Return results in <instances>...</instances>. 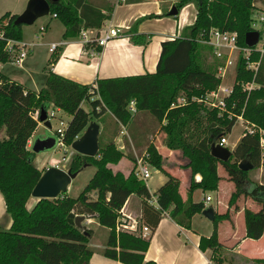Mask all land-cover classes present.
<instances>
[{
	"label": "trees",
	"instance_id": "obj_1",
	"mask_svg": "<svg viewBox=\"0 0 264 264\" xmlns=\"http://www.w3.org/2000/svg\"><path fill=\"white\" fill-rule=\"evenodd\" d=\"M191 1L196 6L193 23L184 26L179 36L161 41L154 72L100 77L93 83H81L48 68L44 85L37 92L0 72V193L11 219L8 229L0 226V264H88L93 254L92 230L85 225L77 227L74 222L77 215L96 219L100 226L108 229L102 250L105 257L124 264H157L145 260L144 256L151 234L165 213L178 225L190 228L192 216L206 208L203 201H192V192L216 189L217 163L234 186L227 204H233L239 195L259 204L255 211L243 209L244 237L258 239L261 236L264 231V183L251 182L247 172L237 168L243 158H248L252 168L259 166L258 133L243 130L224 162L218 161L209 151L212 143L230 131L236 116L264 133V52L254 73L245 68L243 59L238 57L232 90L225 98L230 117L226 112L219 113L214 107L192 100L216 87L219 79L215 72L222 62L201 38L206 36L210 26H214L236 31L237 42L243 45L244 33L250 30L251 0H175L174 5L179 10ZM53 13L64 24L65 37L78 35L82 28L99 27L103 19L110 17V12H102L89 0H57L50 3L49 14ZM16 15L9 10L0 15L3 47L6 38L22 40L21 24L13 22ZM129 37L134 42H145L141 34L132 33ZM93 44L89 41L85 46ZM12 45L18 48L17 44ZM3 47L0 61L11 60L12 53ZM256 57L257 53L252 52L251 58ZM246 80H252L257 86L241 90V82ZM184 96L187 101L178 104ZM132 99L136 111L149 112L159 123L165 121L161 129L165 133L166 147L179 150L186 159L183 166L189 168L191 175L187 199L183 201L179 194V180L168 175L155 192L156 204L150 203L151 194L134 170L124 176L109 166L118 162L122 152L112 144H103L100 133L98 156L76 153L71 160L72 171L81 170L84 164L95 167L79 195L71 197L64 192L56 198H40L28 209L26 202L42 174L33 163V153L27 149L37 126L32 113L40 107L48 110L52 105L70 114L61 138L63 144L69 146L92 120L103 121L106 114L115 123L126 125L133 116L128 110ZM84 100L90 102V111L82 108ZM197 128L201 134L193 137ZM146 154L152 167L162 168L164 158L154 145L147 147ZM195 174L201 175L200 181L194 180ZM131 194L142 199L140 222L150 228L149 237L116 231L119 210ZM225 218L226 212L213 213L210 235L201 236L199 240V249H210L215 263L221 262L215 227Z\"/></svg>",
	"mask_w": 264,
	"mask_h": 264
},
{
	"label": "crops",
	"instance_id": "obj_2",
	"mask_svg": "<svg viewBox=\"0 0 264 264\" xmlns=\"http://www.w3.org/2000/svg\"><path fill=\"white\" fill-rule=\"evenodd\" d=\"M89 1L97 6L102 12H110V17L103 19L99 27L102 25L118 26L121 28V31L117 36L111 38L104 46L93 42L94 44L92 47L95 51L94 53H91L89 49L90 46H85L79 34L71 37L63 36L65 29L63 22L56 16L50 15V18L54 17L56 21H41L38 25V32L43 31V33H41L40 36L37 34V30H34L36 36L32 37L31 35L30 37H27L25 28H21L22 42L27 44L30 52L35 50V53L32 54L26 62L23 60L20 65H17L22 70V73H20L19 76H6L21 82L25 88L32 89L37 92L44 85L48 68L81 83H93L100 77H114L154 72L160 54L161 41L179 36L184 26L193 23L196 15L195 5L192 1L183 5L179 9L178 13L173 15L168 14V10L174 4L175 0ZM23 8L24 7L22 6L20 10ZM9 11L14 13L18 12L12 10ZM41 26H44V28L41 29ZM130 27H133L134 30L130 31ZM97 28L98 27H89L86 29L88 30L89 35H93L94 32H97ZM132 33L141 34L144 37L145 42L140 43L131 40L129 35ZM51 42H59L58 46L53 51L49 49ZM50 58H52L51 62H49ZM23 62H25V67ZM1 63L2 61H0V72L3 68ZM48 111H53L54 114H56L61 110L50 105ZM37 112L38 109L32 113L36 120ZM239 119L240 118H237L235 122H238L237 120ZM154 122L157 123L158 128L153 132V134H150L148 131L150 129V131H152L154 128ZM164 124L165 121L159 123L157 120H152L150 115H148L144 110H137L126 125H121L119 123V125L127 127L130 130V137L128 136L127 139L130 141V151L135 156H137L139 152L146 153L147 147L150 143L154 142V139H159L160 136H165L164 131L161 129V126ZM232 127L228 133H231ZM47 133H49V129L41 122L37 121L36 129L28 140L27 149L32 152L31 146L34 139L44 136ZM241 133L236 136L234 143L237 142ZM120 135H122V132L113 137V141L117 144H119L118 142L122 139L123 135ZM151 136H153V138H151ZM146 140H148L147 143ZM227 144L228 140L226 139V145L224 147L228 148ZM59 146L66 149V156L62 157L61 166H59V162L57 161H54L51 165L43 164L51 161L50 159L52 156L50 153L33 155V163L35 162L34 165L41 171V173H43L46 168L51 166H57L62 169L70 167L71 160L76 155V152L71 149L70 146L64 144ZM117 148L122 152V159L116 164H109V166L113 171L121 172L124 176H127L130 171L134 170V159L133 157L130 158L125 155V145L119 144ZM158 150L160 154L165 153L162 148H159ZM43 158L45 159V162H42ZM126 160L128 162H126ZM167 163L168 161L163 159V166L161 169L153 167L155 174L157 172H161V176L158 177V181L156 183L145 182V185L151 196H155V192L159 186L166 181L168 175H171L179 180L178 191L182 200L185 201L187 199V187L191 178L190 170L189 168H174L169 166ZM89 166H91V164L86 165L81 170L86 169ZM41 167L42 169H40ZM218 170H221L223 174L219 175ZM216 173L219 180L223 179L231 182L228 180L226 172L219 163L216 164ZM200 179V174L194 175L195 181H200ZM218 182L216 189L213 190L216 195L219 192ZM227 184L229 187L225 193V197H227L228 201V197L234 190V186L232 182ZM205 193L206 191L201 189L194 190L191 196L192 201H203L205 207H211L213 213H227V218L219 220L215 227L216 240L221 246L219 250L220 255L218 257L220 261L224 251L230 252L233 256L236 254V256H234L236 259L238 256L242 259L244 258L243 261H246V263L249 262L250 264H256L255 260H260L259 262L263 261L264 231L258 239H249L244 237L243 209L246 208L251 211H255L259 206L256 209H250L252 200L249 197L239 195L231 206L226 204L224 211H222L217 209L216 206L214 207L210 204H206L211 201V197L206 201V195L208 194L204 195ZM36 200L37 198L30 196L26 202V207L31 209ZM141 201L142 199L139 196L131 194L126 199L121 209L125 213L131 214L132 216H140ZM5 215L6 209L4 198L0 193L1 225L3 224L2 219L5 218ZM235 219L238 220L240 226V231L237 236H235L236 233L233 231L235 229ZM224 223L227 224L229 228L228 230H231L234 234V240L231 244L225 243L219 237L220 234L218 227L220 224ZM9 224L10 218L4 222L3 226L7 229ZM89 224H91V227H88ZM81 225H85L87 228L92 230L90 247L93 250V254L90 257L88 264H124L118 260L107 258L102 254V250L105 247L108 229L100 226L97 220L93 218H85L81 222ZM211 230V221L206 219L202 213H196L192 216L190 228L178 225L167 214L163 215L154 232L151 234L148 249L144 254L145 260H153L157 264H221L213 261L210 249H206L205 251L199 249L200 237L209 236ZM97 231L103 233L105 236V238L103 236L104 239L101 241L103 242L102 244L92 243V239L95 237L94 235H96ZM245 244H252V248H243ZM233 249H235V252L232 251ZM234 257L232 258L235 259Z\"/></svg>",
	"mask_w": 264,
	"mask_h": 264
},
{
	"label": "rangeland",
	"instance_id": "obj_3",
	"mask_svg": "<svg viewBox=\"0 0 264 264\" xmlns=\"http://www.w3.org/2000/svg\"><path fill=\"white\" fill-rule=\"evenodd\" d=\"M255 0H251V3L254 2ZM27 3V0H0V15L2 13H4L7 10H12V11H18L16 13H20L22 10L21 7H25ZM195 5V2H193ZM196 9V6H195ZM56 21V19L54 17L50 18V14H46V15H42L39 16L38 18H36L34 20L33 23L31 24H21V28H25V33L27 37H30L32 35V37L36 36L34 33V30H37V34L40 36L41 33H43V31H39L38 32V25L41 23V21ZM58 20V19H57ZM52 34V33H51ZM54 35V34H52ZM31 39V38H30ZM2 47V43L0 42V48ZM34 48V47H33ZM36 48V47H35ZM29 49V47H28ZM29 54H27V56L24 57V61L26 62V60L35 53V50H33L32 52H30V50L28 51ZM25 62H23V65L25 67ZM2 70L1 72L4 73L5 75H9V76H19L20 73H22V70L20 69V67L17 66V64L11 60H7V61H2ZM229 80H231V74L229 77ZM185 98V102L187 101V98L184 96ZM196 101V100H194ZM197 102V101H196ZM203 103V102H201ZM204 104V103H203ZM205 105V104H204ZM82 108L86 111H90L91 110V104L89 101L84 100L81 104ZM207 107V106H206ZM148 115H150L149 112H146ZM151 119L156 121L151 115H150ZM147 118V117H146ZM71 119V115L62 111L57 112L56 114H54V117L51 118L49 121L51 123V129L49 130L51 133L55 134L56 133V129L57 128H65L67 126L68 121ZM62 121V124L59 123V121ZM95 121V120H92ZM238 122H235L234 126L232 127L231 133H226L223 134V136L228 140V144L227 147L229 150H231L234 147V142H235V138L237 135H239V133L242 132V130H246V129H251L253 131H256L258 133V135L260 133H263L262 130L256 129L255 126L253 124L248 123L247 121H244V119L241 117L239 120H237ZM99 124L100 127V133H101V139H102V143L103 144H112V146L116 147L119 144H123L125 145V155L132 158L133 157V161L135 162V166H134V172L136 174V156L134 154H132V152L130 151V141L127 139V137H130V130L127 127H123L117 123H115L113 121V119L111 118L110 115L106 114L105 118L103 121H95ZM153 129L152 131H148L150 134H153V132L158 128L157 123H153ZM245 126V127H244ZM120 132H122V139L121 141H119L117 144L115 141H113V137L116 136L117 134H119ZM147 132V133H148ZM200 128H197V131L194 133L193 137H197L200 135ZM126 135V136H125ZM151 138H153V136H151ZM165 136H160L159 139L156 138L154 139L153 143H150L152 145H154V147L156 148V150L159 152V148H162L164 150V154L161 153L162 157H164L165 160L168 161V165L172 166V167H181V168H185L183 165L186 163V159L183 158L181 156V152L179 150H173L170 149L168 147H166L165 145ZM143 142V141H142ZM148 142V140H146V143ZM70 146V145H69ZM72 149V148H71ZM118 149V148H117ZM261 151V160H260V164L258 167L255 168H251L249 169L247 172V176L248 179L251 182L254 183H264V147L260 148ZM33 155H40L41 153H50L51 154V161H49L48 163L45 162V159H42V162H45L43 164L45 165H51L54 161L59 162V166H61L62 163V157L66 156V149L62 146L56 145L51 149H48L46 151H41V152H33ZM99 153V152H98ZM97 153V154H98ZM145 153V152H144ZM144 153L139 152L137 157H142L144 155ZM98 155H95V157ZM122 159V157L118 160V162ZM132 160V159H131ZM144 160L146 161V156L144 155ZM116 162V163H118ZM126 162H128L126 160ZM35 163V162H34ZM113 163V164H116ZM37 164V163H36ZM149 164V163H148ZM120 165V164H119ZM150 165V164H149ZM42 169V167L40 168ZM95 170V167L93 165L87 167L86 169L80 170L79 173L76 175L75 178H73L70 182V184L68 185V190L66 191V194L68 196L71 197H77L79 195V193L82 191L83 187L85 186V184L88 182V180L90 179V177L93 175ZM149 170H150V178L146 179V181H143L144 183H156L158 181V177L161 176V172H157L155 174L152 165L149 166ZM45 171V170H44ZM219 175H222L223 172L221 170H218ZM219 192L217 193V195L215 194V191H206V194L210 195L211 197V201L207 202L206 204H210L212 206H216L217 209L224 211V208L226 207L227 204V197H225V193L228 190V184L227 183H231L228 182L226 180L220 179L219 180ZM91 197L94 198L95 194H93V192H91ZM250 202V201H249ZM231 204H228V206H231ZM259 206V204L255 203L254 201H251V206L250 209H256ZM9 218V216L5 215V218L2 219L3 224L4 222L7 221ZM0 224V226H2ZM11 225V219H10V224L8 225V228ZM234 226L235 229L233 230L237 236V234L240 231V226H239V222L238 220H234ZM88 227H91V224L88 225ZM7 228V229H8ZM228 226L226 223L224 224H220L218 227V231H219V237L221 240H223L225 243L227 244H231L233 242V232L231 230H228ZM95 237L92 239V243L93 244H102L103 242L102 239L105 238V236L103 235V233L100 232H96V235H94ZM104 236V238H103ZM243 248L249 249L252 248V244H245ZM232 251L235 252V249H233ZM234 256H236V254H234ZM233 254H230V252L228 251H224L223 256L221 258V264H250L249 262L246 263V261H243V259L241 257H234ZM232 257H234L235 259H233ZM260 260H255L256 264H264V261L259 262Z\"/></svg>",
	"mask_w": 264,
	"mask_h": 264
},
{
	"label": "built area",
	"instance_id": "obj_4",
	"mask_svg": "<svg viewBox=\"0 0 264 264\" xmlns=\"http://www.w3.org/2000/svg\"><path fill=\"white\" fill-rule=\"evenodd\" d=\"M252 9L250 13V29H256L258 31V38L256 43L253 46H248L245 43L243 45L237 42V34L234 30H222L214 26H210L206 30V36L201 38V41L209 44L212 47V53L220 57L222 62L217 66L215 75L218 77L219 82L215 88L206 91V94L203 97H192V100L197 102H203L207 107H214L218 110L219 113L226 112L228 117L231 116V113L227 110L225 103V98L230 94L232 90V85L234 82V66L238 59L241 57L244 61V67L255 72L260 55L264 52V0H255L251 3ZM52 15H55L53 13ZM41 29L44 26L40 27ZM121 31V28L114 25H102L97 28V32H94L93 35L88 34L86 28H82L79 32L80 38L84 44H87L89 41H93L98 45L104 46L106 43L113 37L117 36ZM0 36L2 32L0 31ZM12 44H17L18 48H14ZM59 42H51L49 49L51 51L55 50ZM4 49L10 51L11 61L15 62L17 65H20L24 57L28 54V46L22 40H13L6 38ZM90 52L94 53V48L89 47ZM256 52L257 57L251 58V53ZM231 74V80H229ZM257 86L252 80H246L241 82V90L248 91L249 89ZM185 103V98H180L178 104ZM174 104H172L173 106ZM233 106V103L230 104V107ZM128 110L130 113H136L135 101L132 99L128 104ZM47 117L51 119L54 117L53 111L47 110ZM236 118H241L236 116ZM62 124V121H59ZM65 128H57L56 133L54 134L57 139V145H63L61 140ZM252 131L251 129H247ZM259 147H264V133L259 135ZM216 144L220 146L226 145V139L222 135L217 140ZM147 157V154L144 153ZM144 155L142 157L136 156V176L142 181H146L151 175L149 170V164L147 160H144ZM210 199L209 195H206V201ZM150 203L156 204V197L151 196ZM122 208V207H121ZM166 215V213H165ZM116 231H125L128 233H134L142 237H149L151 234L150 228L140 222V216L131 215L125 213L122 209L119 210L118 221L116 224Z\"/></svg>",
	"mask_w": 264,
	"mask_h": 264
},
{
	"label": "water",
	"instance_id": "obj_5",
	"mask_svg": "<svg viewBox=\"0 0 264 264\" xmlns=\"http://www.w3.org/2000/svg\"><path fill=\"white\" fill-rule=\"evenodd\" d=\"M57 0H27L24 9L17 13L14 23L19 24H31L36 18L42 15L49 14L50 3ZM178 8L173 4L168 10V14H177ZM258 38V31L256 29L247 30L244 33L243 41L248 46H253ZM37 121L41 122L49 130L51 128L50 121L47 117V109L40 107L37 112ZM57 145V139L53 133H49L44 136L37 137L32 142L31 150L33 152L46 151ZM70 147L79 154L86 156H95L99 151V124L95 121H91L82 134L77 137ZM210 154L218 161L228 160L231 151L218 144L212 143L210 146ZM84 164L83 167H85ZM237 168L241 171H248L252 168V164L248 158H243L237 163ZM80 170L72 171L70 167L62 169L57 166H51L40 175L39 179L31 190V196L37 199L40 198H56L59 194L67 191V187L71 180L76 177ZM202 215L206 219L212 221L213 211L211 207H206L202 212ZM85 219L83 215H77L74 219L75 225L81 227V222Z\"/></svg>",
	"mask_w": 264,
	"mask_h": 264
}]
</instances>
